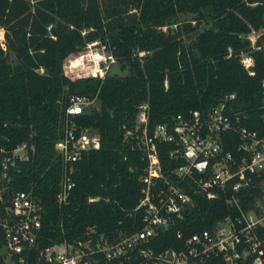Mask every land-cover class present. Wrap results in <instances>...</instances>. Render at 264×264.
I'll return each instance as SVG.
<instances>
[{"label": "trees", "instance_id": "trees-1", "mask_svg": "<svg viewBox=\"0 0 264 264\" xmlns=\"http://www.w3.org/2000/svg\"><path fill=\"white\" fill-rule=\"evenodd\" d=\"M179 14H193L195 23H178ZM0 28V147L27 144L28 159L19 163L13 188L34 187L48 212L42 230L54 239L79 236L88 224L103 230L119 220L129 224L123 209L136 204L140 186L128 171L136 161L122 139L143 101L149 105L151 128L171 121L177 113L207 110L233 94L229 103L245 111L244 124L264 137L259 109L264 0H0ZM252 31L260 32L256 43L261 49L250 46L246 36ZM92 41L105 45L127 73L74 81L64 76V60ZM138 51L146 54L141 58ZM241 51L253 56L254 75L240 63ZM95 93L100 109L77 115L76 120L95 129L101 145L75 163V188L61 234L55 227L54 200L59 166L52 159L59 101L72 94ZM226 148L233 150L231 144L226 143ZM160 155L164 168L174 166L166 163L162 151ZM90 195L103 199L88 203ZM196 200L185 218L160 236V247L181 245L177 231L186 237L238 215L223 197ZM259 202L264 203V178L245 192L242 209L260 214ZM258 231L264 238V226ZM40 240L42 246L47 242ZM14 260L17 263V257ZM25 264H35V252Z\"/></svg>", "mask_w": 264, "mask_h": 264}, {"label": "built area", "instance_id": "built-area-1", "mask_svg": "<svg viewBox=\"0 0 264 264\" xmlns=\"http://www.w3.org/2000/svg\"><path fill=\"white\" fill-rule=\"evenodd\" d=\"M259 35L260 32L252 31L246 36L253 49L262 47L256 43ZM145 54L138 51L141 58ZM239 55L244 69L254 75L253 56L245 51ZM117 63L105 45L92 41L82 51L69 55L62 71L72 81L104 79ZM260 92V118L264 122V78ZM233 98V94L226 95L207 110L177 113L171 121L151 128L148 102L137 105L131 127L123 126L122 139L136 161L129 165L128 171L140 186L136 204L123 209L129 224L119 220L107 230L95 223L88 224L76 237L62 235L54 239L48 231L44 234L42 220L48 212L34 187L13 188L15 174L20 171L19 163L28 159L27 144L0 147L2 259L6 255L15 264H25L35 252V264H208L210 261L264 264V238L258 231V226L263 225L260 219L245 212L241 204L245 192L264 178V137L244 124L245 111L233 108L229 103ZM59 103V133L53 155L59 165L54 195L58 209L55 227L64 234V218L75 188V163L84 153L101 145L99 133L79 124L76 116L99 110L100 103L97 93L93 96L72 94ZM226 143L233 150L227 149ZM160 150L166 163L174 166L163 167ZM127 158L124 155V160ZM221 197L238 215L227 216L210 228L186 237L177 231L181 240L178 247L159 246L160 236L185 218L198 204L196 198L211 201ZM100 199H103L101 195H90L87 202ZM41 238L47 241L44 246Z\"/></svg>", "mask_w": 264, "mask_h": 264}, {"label": "rangeland", "instance_id": "rangeland-1", "mask_svg": "<svg viewBox=\"0 0 264 264\" xmlns=\"http://www.w3.org/2000/svg\"><path fill=\"white\" fill-rule=\"evenodd\" d=\"M192 18H193V14H179L178 17H177V22L178 23H183V22H187V21H192V23L194 24L195 21H193ZM174 26L175 25H173L172 27H174ZM257 33H259V32H257ZM0 40L1 41L3 40V30L1 28H0ZM126 73H127L126 69H121L119 63L113 65L112 68H111V70H110V72H109L110 75H113V74L124 75ZM257 205L259 206V212H260V214H258L255 210L247 211V212L254 219H260L261 225L264 226V203L259 202ZM0 264H15V263L13 262V260H10L5 255V258H3V262H1Z\"/></svg>", "mask_w": 264, "mask_h": 264}]
</instances>
